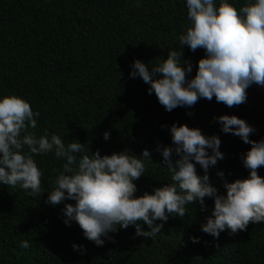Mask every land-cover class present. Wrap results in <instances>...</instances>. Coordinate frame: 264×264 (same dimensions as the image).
<instances>
[{
    "label": "trees",
    "instance_id": "trees-1",
    "mask_svg": "<svg viewBox=\"0 0 264 264\" xmlns=\"http://www.w3.org/2000/svg\"><path fill=\"white\" fill-rule=\"evenodd\" d=\"M234 3L239 9L245 0ZM188 23L185 0H0V96H20L40 113L36 128L22 135L47 132L66 144L77 140L84 144L78 157L97 150L102 156L126 151L139 157L147 149L145 172L133 181L136 196L172 183L156 151L157 145H172L169 126L185 124L205 136L217 135L224 158L207 174L223 194L225 181L247 178L241 157L251 145L221 132L214 117L235 115L253 127L250 140L264 138V86L253 83L246 102L232 107L213 97L166 111L155 93H148V84L130 77L135 59L152 67L182 47V59L192 64L186 78L194 77L205 53L179 44ZM33 159L42 172L44 193L30 197L19 186L0 185V264H264V222H249L235 233L226 228L217 237L200 230L214 206L208 197L205 211L189 203L185 215L155 221L163 226L152 239L136 236L130 225L96 246L75 221L64 224L62 209L73 201L45 202L64 161L52 152ZM257 172L264 177V166ZM21 241L29 247L21 248ZM73 244L83 248L74 250Z\"/></svg>",
    "mask_w": 264,
    "mask_h": 264
},
{
    "label": "clouds",
    "instance_id": "clouds-1",
    "mask_svg": "<svg viewBox=\"0 0 264 264\" xmlns=\"http://www.w3.org/2000/svg\"><path fill=\"white\" fill-rule=\"evenodd\" d=\"M185 6L189 23L179 36V44L192 51L202 48L205 53L197 62L195 76L186 78L192 72V64L182 59V47L179 52L168 51L166 58L152 67L135 59L130 77H139L148 84V93L154 92L166 111L177 106L191 107L200 98L215 97L228 107L246 102L249 86H264V0H245L239 9L234 0H185ZM39 115L20 96H0V185L19 186L30 197L41 195L42 172L33 156L54 153L64 163L45 202L59 205L73 201L62 209L64 224L71 226L75 221L83 236L96 246H103L102 237L110 240L109 233L130 225L136 236L152 239L163 226L155 221L166 222L170 215H185L189 203H197L205 211V197L211 198L214 206L200 230L213 237L226 228L235 233L245 230L249 222H264V177L257 172L264 166V138L250 140L253 127L235 115H221L214 120L221 132L251 145L241 157L248 170L247 178L225 181L224 193L218 194L207 173L224 158L219 137L205 136L199 128L173 123L169 126L172 145L156 148L171 173L172 183L141 196L135 195L133 181L145 172L142 158L150 160L147 149L139 157L126 151L102 156L99 150L78 157L76 154L84 152V144L77 140L66 144L55 133L21 134L27 128H36ZM103 139H109L107 131ZM196 164L204 175L197 174ZM223 175L217 172V176ZM142 225L149 230H143ZM190 239L199 242L198 237ZM20 247L26 249L29 244L21 241ZM72 247L83 248L76 244Z\"/></svg>",
    "mask_w": 264,
    "mask_h": 264
}]
</instances>
